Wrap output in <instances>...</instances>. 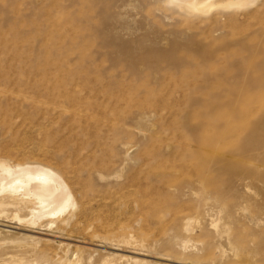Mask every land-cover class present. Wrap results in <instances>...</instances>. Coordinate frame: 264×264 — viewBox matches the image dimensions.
Instances as JSON below:
<instances>
[{
    "label": "rangeland",
    "instance_id": "rangeland-1",
    "mask_svg": "<svg viewBox=\"0 0 264 264\" xmlns=\"http://www.w3.org/2000/svg\"><path fill=\"white\" fill-rule=\"evenodd\" d=\"M212 1L0 0V162L76 204L0 264H264V0Z\"/></svg>",
    "mask_w": 264,
    "mask_h": 264
},
{
    "label": "bare ground",
    "instance_id": "bare-ground-1",
    "mask_svg": "<svg viewBox=\"0 0 264 264\" xmlns=\"http://www.w3.org/2000/svg\"><path fill=\"white\" fill-rule=\"evenodd\" d=\"M170 1L178 10L189 15L206 14L215 8L212 0L203 2L198 0ZM255 2L256 0H232L225 4V9L247 8ZM75 208L76 204L72 193L55 172L40 166L11 167L5 162H0V212L11 209L18 222L35 225L42 221H48L50 228L55 223L64 227L68 225L74 216L70 210ZM22 211L28 213L27 219L19 218L18 214ZM64 214L66 215L64 216ZM125 242L129 241L125 240ZM59 264L69 263L61 261Z\"/></svg>",
    "mask_w": 264,
    "mask_h": 264
}]
</instances>
